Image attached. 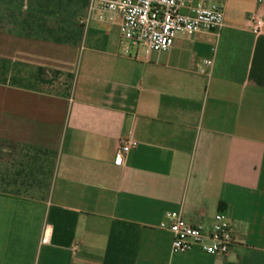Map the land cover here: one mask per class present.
<instances>
[{
	"label": "crops",
	"instance_id": "0c3cea01",
	"mask_svg": "<svg viewBox=\"0 0 264 264\" xmlns=\"http://www.w3.org/2000/svg\"><path fill=\"white\" fill-rule=\"evenodd\" d=\"M207 2L218 33L145 59L88 0H0V264H264V0ZM166 212L234 242L172 253Z\"/></svg>",
	"mask_w": 264,
	"mask_h": 264
},
{
	"label": "built area",
	"instance_id": "2783aa9c",
	"mask_svg": "<svg viewBox=\"0 0 264 264\" xmlns=\"http://www.w3.org/2000/svg\"><path fill=\"white\" fill-rule=\"evenodd\" d=\"M86 15L80 23L96 20L112 23L118 19L119 35L128 47L138 49L145 59L169 51L179 34L218 33L223 26L222 7L210 6L207 0H88ZM251 33H264V17L256 11L246 19ZM210 67L212 60H204ZM137 146L133 139L121 140L115 152V164L123 165L128 152ZM159 228L172 235L171 252L182 254L198 247L213 256L225 255L233 244L227 217L215 213L209 229L187 224L180 212H166ZM51 225L44 223L40 244L51 237Z\"/></svg>",
	"mask_w": 264,
	"mask_h": 264
}]
</instances>
